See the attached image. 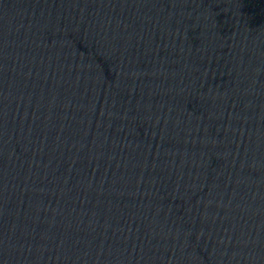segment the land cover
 I'll use <instances>...</instances> for the list:
<instances>
[{"label": "water", "instance_id": "1", "mask_svg": "<svg viewBox=\"0 0 264 264\" xmlns=\"http://www.w3.org/2000/svg\"><path fill=\"white\" fill-rule=\"evenodd\" d=\"M166 264H264V0H117Z\"/></svg>", "mask_w": 264, "mask_h": 264}]
</instances>
